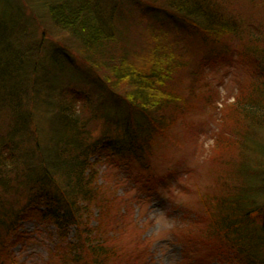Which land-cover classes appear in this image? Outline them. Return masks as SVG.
Returning a JSON list of instances; mask_svg holds the SVG:
<instances>
[{"label":"trees","instance_id":"1","mask_svg":"<svg viewBox=\"0 0 264 264\" xmlns=\"http://www.w3.org/2000/svg\"><path fill=\"white\" fill-rule=\"evenodd\" d=\"M36 1L52 23L78 41L80 61L99 77L88 75L95 77V87L84 79L90 92L68 80L65 86L66 69L73 67L66 52L30 59L26 70L9 52L10 41H21V16L0 27L12 35L0 42V112L9 118L0 140V264L17 224L35 214L57 232L53 249L64 264H128L119 236L123 217L120 210L109 217L107 205L118 197L98 182L99 167L135 163L150 170L156 140L194 108L169 85L177 69L187 66L179 49L183 39L169 41L163 27L149 24L151 47L140 58L127 47L119 1L127 11L139 2L168 12L204 43L236 39L239 56L256 60L251 87L227 106V118L233 115L229 130L238 140L222 136L216 141L237 142L257 157L237 170L227 165L222 194H201L197 223L204 221L199 232L221 256L236 264H264V142L249 136L264 126V27H243L226 0H117L108 12L100 0ZM41 106L46 117L38 112ZM20 198L25 202L18 206Z\"/></svg>","mask_w":264,"mask_h":264},{"label":"rangeland","instance_id":"2","mask_svg":"<svg viewBox=\"0 0 264 264\" xmlns=\"http://www.w3.org/2000/svg\"><path fill=\"white\" fill-rule=\"evenodd\" d=\"M100 2L106 11L118 5L117 0ZM119 3L122 8L120 24L128 36L127 47L135 50L140 58L144 50L151 47L149 24L163 27L169 41L183 39L184 45H180L179 49L185 51L187 66L177 69L169 85L176 89L181 100L192 103L194 108L156 140L150 170L135 163L130 168L99 167L98 182L118 197L115 202H107V205L110 208L109 217L116 210H120L123 217L119 236L120 245L126 252V262L236 264L227 255L221 256L218 248L206 242L199 232L204 221L201 224L197 221L203 211L201 194H222L221 183L225 179L227 165L237 170L242 165L254 163L257 157L247 146L237 145V142L234 144L231 141L223 146L217 145L216 141L222 136L238 140L229 130V126H233V115L227 118L230 114L227 106L241 89L251 87L256 79L257 62L246 55L239 56L240 42L236 39L223 44L204 43L194 31L187 29L168 12L146 9L139 2H132V7L127 11L125 2ZM226 6L229 12L239 14L243 27H264V0H226ZM19 16L21 18L18 20ZM11 17L18 20L23 34L19 45L16 37L10 41L9 52L23 60L24 66L31 62L30 59L36 61L40 55L50 57L66 52L72 56L69 65H73L78 75H75L73 67L67 68L65 86L70 85L66 82L68 80L76 84L78 90L83 88L90 92L91 88L84 81L87 78V84L96 86L95 77L99 76L80 61L78 54L83 50L78 41L52 23L40 3L36 0H0V27H10ZM246 20H250V23L243 22ZM9 33L0 32V42L11 40ZM35 50L32 57L31 53ZM91 73L95 75L94 78L88 77ZM192 87L194 91L191 92ZM97 95L94 97L97 98ZM42 111L41 106L38 112L44 114ZM3 112H0V140L9 127V118ZM43 116L46 117V114ZM225 118L227 123H223ZM249 136L264 142V126L255 127ZM23 202L25 200L20 198L16 203L20 206ZM95 223L96 220L93 225ZM12 233L14 235L3 256L5 264H64L59 258L61 252L56 253L53 249L57 232L47 222L40 221L38 215L21 220Z\"/></svg>","mask_w":264,"mask_h":264}]
</instances>
